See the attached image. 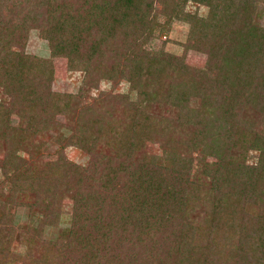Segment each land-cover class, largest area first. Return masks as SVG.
Returning a JSON list of instances; mask_svg holds the SVG:
<instances>
[{"label": "trees", "instance_id": "obj_1", "mask_svg": "<svg viewBox=\"0 0 264 264\" xmlns=\"http://www.w3.org/2000/svg\"><path fill=\"white\" fill-rule=\"evenodd\" d=\"M188 1L0 0V167L9 186L0 188V264H264V0L203 1L205 17L186 12ZM174 20L189 25L188 48L211 56L206 70L144 50ZM34 29L50 57L26 52ZM51 58L82 73L79 94L52 91ZM102 80L134 91L99 93V105L121 98L105 107L122 110L115 123L80 104ZM176 131L189 134L184 150ZM162 138L161 153L145 150ZM53 145L56 158L45 161ZM69 147L88 162L70 160ZM65 194L74 196L67 222ZM8 206L28 210L29 222Z\"/></svg>", "mask_w": 264, "mask_h": 264}, {"label": "rangeland", "instance_id": "obj_2", "mask_svg": "<svg viewBox=\"0 0 264 264\" xmlns=\"http://www.w3.org/2000/svg\"><path fill=\"white\" fill-rule=\"evenodd\" d=\"M203 1H210V0H190L187 2L185 6L186 12H196L199 16L205 17L208 13V7L206 6ZM259 9L261 11L258 13V22L264 26V3L261 2L259 5ZM190 31L189 25L182 21V20H174L170 26L168 27V30L163 31V33H158L151 38L143 45L144 50L147 52H154V51H160L164 50L168 54L171 55H178V56H185V59L187 63L196 66L198 68H202L206 70L211 61V56L197 48L193 47H187L186 46V40L188 33ZM26 52L28 54H32L38 57L42 58H48L50 57V51L48 47V43L40 37L38 30H31L29 35V41L26 45ZM53 67L55 69L53 81L51 84V89L53 92L57 93H66V94H79L81 92L82 88V79L83 75L79 71H72L68 67V62L64 58H51ZM99 89L90 87L86 92H84L83 96L80 99L81 106H87L92 107L94 104L97 105L96 111L93 110L90 115L94 118L100 117L101 119L103 117H106L107 119L115 120L122 117V110L116 109L113 110V112L107 113L105 110V107L107 105L115 103H120L121 98L114 99L113 102H108L106 105H99L97 100L99 93L105 92L109 93L112 92L113 94H121V95H130L131 98L134 97V91H130L129 82L122 80L120 83H118L115 87L113 84L107 80H102L99 84ZM111 106L109 105L108 108ZM155 107L151 108V113L155 111ZM111 116V118H110ZM58 121H60L63 124H66L68 122V119L63 114H57L55 116ZM20 118L18 115L14 114L12 116V125L13 126H19ZM182 131V130H181ZM185 133V132H184ZM180 132H171L170 135L174 140L177 142L175 145L182 144L183 150L184 143H189V140L187 139L188 135L185 133V136L182 135L180 137ZM167 145L166 139L162 138V142H150L145 141V150L151 153H161L164 150V146ZM57 146L53 145L50 148L46 150V154L43 156V159L45 161H52L56 158L55 151L57 150ZM67 155L70 160L73 162L84 165L88 162V156L85 155L80 149L76 147H69L67 150ZM259 153L257 151H250L248 155L247 162L249 164H254L258 160ZM24 157H28L27 154L23 155ZM197 156V155H195ZM4 158V152L0 149V160ZM207 161L211 163H216V159L212 156H207ZM195 164L198 163V160L196 159ZM195 166V165H194ZM5 177L1 171L0 167V188L4 189L5 192L8 191L9 186L7 183L1 184L4 181ZM2 199H0V205H4ZM60 210H61V217L66 222L73 217L74 212V196L71 194H65L63 198L61 199L60 204ZM8 212L11 215H15L18 217L19 220H21L22 224H25L29 222L31 216L29 215V211L26 209H18L16 210L13 206H8ZM67 225L63 223L59 229H48V233H46L47 239H53L60 233H62V229L66 228ZM22 249V245L18 242L14 245L15 251H20Z\"/></svg>", "mask_w": 264, "mask_h": 264}]
</instances>
